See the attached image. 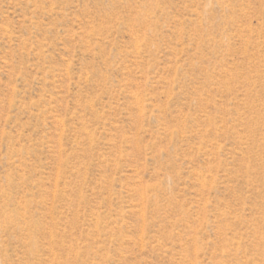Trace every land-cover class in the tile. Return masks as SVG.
Instances as JSON below:
<instances>
[{"label": "rangeland", "instance_id": "rangeland-1", "mask_svg": "<svg viewBox=\"0 0 264 264\" xmlns=\"http://www.w3.org/2000/svg\"><path fill=\"white\" fill-rule=\"evenodd\" d=\"M0 264H264V0H0Z\"/></svg>", "mask_w": 264, "mask_h": 264}]
</instances>
